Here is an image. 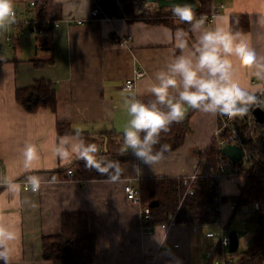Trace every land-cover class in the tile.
<instances>
[{"label":"crops","instance_id":"crops-1","mask_svg":"<svg viewBox=\"0 0 264 264\" xmlns=\"http://www.w3.org/2000/svg\"><path fill=\"white\" fill-rule=\"evenodd\" d=\"M28 1L14 0L20 23L0 32V215L19 235L13 244V264H54L41 256V236L59 233L61 213L73 211L87 214L95 235L93 264H211L205 253L215 239L205 232L215 228L212 221H174L147 230L140 201L127 199L123 185L129 182L136 187L144 177L212 174L214 168L205 150L212 143L216 116L189 109L184 118L188 129L180 146L164 155L155 170L131 157L123 163V175L115 182L69 175L66 169L74 170L75 160L61 166L53 152L60 136L80 128L86 143L101 148L98 155L121 153L123 128L129 120L124 81L140 68L143 74L134 79L132 89L142 92L153 74L180 54L177 33L183 32L182 38L188 40L186 52L197 43L199 33H193L190 25L184 30L180 22H175L180 27H171L116 15L90 19L95 6L92 0H51L61 18L46 30H35V13L33 9L27 13ZM218 4H222L218 15L213 23L206 21V27L219 24L227 30L231 14L248 15L249 29L237 33L244 36L258 58L264 57V0H198L203 11L196 17ZM77 19L90 21L79 24ZM6 35H10V42L5 41ZM48 57L49 62L35 65V58ZM254 70L241 68L237 62L236 80L242 87L264 85L252 75ZM37 78L55 83V111L39 107L29 112L15 100L16 87L28 86ZM58 121L63 122L65 132H58ZM26 144L34 145L39 156L27 172L22 156ZM133 164H139V169L134 171ZM28 175L42 178L39 192L22 187L20 181ZM9 178L21 185L15 199L5 196L4 182ZM243 183L242 175L223 177L220 189L223 195L236 197ZM239 211L226 203L219 216L226 225ZM251 237L245 232L243 245Z\"/></svg>","mask_w":264,"mask_h":264},{"label":"clouds","instance_id":"clouds-1","mask_svg":"<svg viewBox=\"0 0 264 264\" xmlns=\"http://www.w3.org/2000/svg\"><path fill=\"white\" fill-rule=\"evenodd\" d=\"M167 7L180 23L190 25L193 33H199L197 43L186 52L188 44L182 38L183 32H178L176 47L180 54L156 71L142 92L133 91L131 86L125 88L129 120L123 128L121 155L131 154L135 160L154 170L169 148L167 144H161L156 150L161 133L182 122L189 109L227 120L243 118L255 107L264 109V100L257 95H264V85L250 89L242 87L236 80L238 62L241 68H254L252 75L264 81V57H257L241 33L234 34L219 24L214 28L206 27L207 17H196L194 3L169 0ZM15 23L14 0H0V32ZM141 95L151 99H138ZM100 151L97 144L85 142L80 128L72 134L60 136L53 145L61 166L80 160L87 169L117 181L122 173L119 163L99 156ZM22 156L25 171H31L33 163L39 159L36 147L26 144ZM132 168L136 171L139 164H133ZM41 185L40 176L28 175L23 187L25 191L37 193ZM4 187L5 196L13 199L21 192V185L12 178L4 182ZM18 239L15 226L0 215V261L3 264H13V244Z\"/></svg>","mask_w":264,"mask_h":264},{"label":"trees","instance_id":"trees-1","mask_svg":"<svg viewBox=\"0 0 264 264\" xmlns=\"http://www.w3.org/2000/svg\"><path fill=\"white\" fill-rule=\"evenodd\" d=\"M33 11L37 26L43 31L52 27L53 21H58L61 15L58 8L51 0H34ZM92 5L101 8L102 13L125 16L128 19H140L150 23H163L176 27L172 14L165 10H148L141 14H134L131 0H92ZM202 7L195 10L196 15H202ZM209 13V10L203 14ZM188 24L182 25L187 30ZM250 21L244 13L231 14L229 17V29L232 33L248 30ZM188 41V40H186ZM35 65H43L50 61L35 58ZM138 99L148 101L150 96H141ZM15 100L23 106L26 111L33 112L39 107L55 111L57 106V93L55 83L46 78H37L32 84L24 87H16ZM195 109H191L192 112ZM187 121L183 119L178 124H173L167 132L161 133L160 143L169 146L166 155L171 150L180 146L185 138L188 129ZM63 122L58 121V132L62 133ZM254 167L244 173V183L240 187L236 201L247 203H258L255 214L247 221L257 223L258 227L252 234V241L249 245L243 246L240 250L231 252L235 258L234 264H264V189L261 177L264 174V147L258 151ZM218 152L213 143H210L205 150V157L215 167V159ZM106 160L119 163L123 175V163L133 157L131 154L121 153L99 154ZM73 176L80 179L110 178L108 175H101L95 170H89L84 162L75 160ZM183 177L154 176L139 179L137 183L138 197L141 206L149 207L148 219L142 220L143 225H156L162 222L167 223L170 216L174 215L175 222L206 223L212 218L210 208L214 206V189L209 184V177L199 178L192 193H185L187 186L182 182ZM228 196L223 199L226 200ZM217 213L214 212V215ZM213 215V216H214ZM41 256L51 260L54 264H93L95 259V235L89 228L88 217L85 212L73 211L62 212L60 216V232L41 236ZM3 264V261H0ZM209 264V263H208Z\"/></svg>","mask_w":264,"mask_h":264},{"label":"built area","instance_id":"built-area-1","mask_svg":"<svg viewBox=\"0 0 264 264\" xmlns=\"http://www.w3.org/2000/svg\"><path fill=\"white\" fill-rule=\"evenodd\" d=\"M117 4H119L120 0H115ZM133 13L141 14L144 11L148 10H158L161 8L157 7L156 2L147 1V0H131ZM35 5L34 0L28 1V11L29 13L33 9ZM222 7V4L211 5L209 13L204 14L207 17L208 23H213L216 16L219 13V8ZM162 10L170 12L168 7H162ZM90 19L95 17H103L106 19H111L114 17V14L102 13L101 8L98 6L91 7L90 10ZM35 17V16H33ZM90 19H77V23L84 24L85 22H89ZM37 20L34 19L33 29H38L36 23ZM58 21H53L52 25L56 24ZM20 21L17 19L16 12V23L19 25ZM116 40H119L117 37H114ZM10 35L5 36V41L10 42ZM125 40L121 41L123 43ZM143 74V71L140 68L134 69V76L132 78H128L124 81V88L129 86H134V79L140 77ZM261 100H264V95H260L257 93ZM258 108V107H255ZM253 108L248 115L243 118H236L233 120H227L225 118L216 116L215 119V128L213 132L212 143L218 152L216 163L212 174L209 175V184L214 189V206L210 208L211 220L216 229H210L205 232L207 237H212L215 239L214 243L206 250V257L209 259L211 264H234L235 258L229 251V231L226 228V225L220 219V209L223 203H227L231 209L247 211L250 214H255L258 209V203L254 202L252 204L247 202L236 201L235 197H228L226 200L223 198L225 195L222 194L220 189V179L223 177H232L238 175H244L248 170L252 169L255 164V160L258 157V150L264 147V121L259 120L255 114ZM261 109V108H260ZM264 111V109H262ZM227 145H236L240 148L242 155L237 160H232L230 157L226 156L224 153L220 151L222 147ZM66 173L69 175L73 174L72 168H67ZM206 176L199 175L196 172L190 173L188 175L183 176V184L187 186L185 193H192L196 182L199 178H204ZM22 187L26 184V180L23 179L20 181ZM263 189H264V174H263ZM24 188V187H23ZM123 191L127 199L131 200H139L138 190L131 183L126 182L123 185ZM214 212L217 214L214 215ZM214 215V216H213ZM141 216L142 220L148 219L149 217V207L143 206L141 207ZM169 221L167 223L162 222L158 225L166 226V224H170L174 222V215H169ZM157 225V224H156ZM147 230H150L154 225H144Z\"/></svg>","mask_w":264,"mask_h":264},{"label":"water","instance_id":"water-1","mask_svg":"<svg viewBox=\"0 0 264 264\" xmlns=\"http://www.w3.org/2000/svg\"><path fill=\"white\" fill-rule=\"evenodd\" d=\"M147 1L156 2L158 8L167 7V5L169 3V0H147ZM172 2L194 3L195 4V10H197L199 8V5L196 2V0H172ZM254 114L259 120L264 121V111L262 109L255 108ZM220 151L222 153H224L226 156L230 157L232 160H237L242 155L240 148L237 147L236 145H227L225 147H222L220 149ZM252 238L253 237H251L250 240L246 243L247 245H249L251 243ZM229 240H230L229 246H228L229 251H231V252L237 251L238 250V235H237V231L235 229L229 230Z\"/></svg>","mask_w":264,"mask_h":264},{"label":"rangeland","instance_id":"rangeland-1","mask_svg":"<svg viewBox=\"0 0 264 264\" xmlns=\"http://www.w3.org/2000/svg\"><path fill=\"white\" fill-rule=\"evenodd\" d=\"M172 17H173L174 22H179L178 18L174 17L173 15H172ZM216 158H217V156H216ZM215 163H216V159H215ZM262 179H263V175L261 177V183H262ZM262 187H263V183H262ZM223 204H226V203H223ZM249 216H250L249 212H247V211H239V212L235 213L232 218L229 217V223L227 222V224H226L227 227H228V231L230 229H235L237 231V235H238V250H240L241 248H243V246L246 245V242L243 245V243H244V233L248 232V233L253 234V232L258 227V225L255 222L247 221ZM214 229H216V226H215Z\"/></svg>","mask_w":264,"mask_h":264}]
</instances>
